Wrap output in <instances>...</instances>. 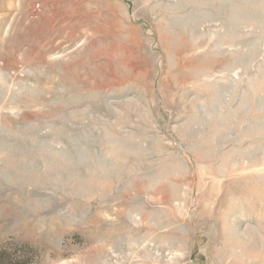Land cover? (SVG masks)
Instances as JSON below:
<instances>
[{
  "label": "rangeland",
  "instance_id": "obj_1",
  "mask_svg": "<svg viewBox=\"0 0 264 264\" xmlns=\"http://www.w3.org/2000/svg\"><path fill=\"white\" fill-rule=\"evenodd\" d=\"M9 258L264 264V0H0Z\"/></svg>",
  "mask_w": 264,
  "mask_h": 264
},
{
  "label": "trees",
  "instance_id": "obj_2",
  "mask_svg": "<svg viewBox=\"0 0 264 264\" xmlns=\"http://www.w3.org/2000/svg\"><path fill=\"white\" fill-rule=\"evenodd\" d=\"M7 262H8V264H24V261H18V260H16V259H13V258H9L8 260H7Z\"/></svg>",
  "mask_w": 264,
  "mask_h": 264
}]
</instances>
